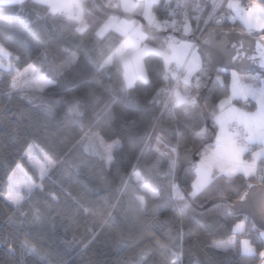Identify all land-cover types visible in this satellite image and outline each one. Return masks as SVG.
I'll return each mask as SVG.
<instances>
[{
  "label": "snow or ice",
  "instance_id": "snow-or-ice-1",
  "mask_svg": "<svg viewBox=\"0 0 264 264\" xmlns=\"http://www.w3.org/2000/svg\"><path fill=\"white\" fill-rule=\"evenodd\" d=\"M165 3L161 11L160 0H0V8L18 7L22 13L29 12L30 23L43 25L41 39L48 45L58 44L49 36L58 33L59 23L68 24L73 37L91 33L99 47L86 46L88 64L97 73L109 74L110 81V74L115 73V81L103 86V100L92 93L95 105L89 96L54 99L50 91L61 85L60 78L80 56L64 47L60 49L61 63L57 64L55 57L48 61L47 51L32 60L31 41L7 24L0 25V96L9 101H39L45 116L63 105L66 119L73 127L80 125L75 143L86 158L70 159L68 153L46 150L36 140L27 139V129L8 127L6 136L24 147L14 166L5 165L0 199L11 208L12 217L20 218L21 226L28 225L19 241L22 257H39L41 264H68L52 251L56 228L48 224L49 210L60 197L46 182L60 173L64 191V183L84 174L87 158H95L102 169H112L127 135L139 148L137 161L146 155L155 158L151 167L131 166L117 188L115 203L101 198L98 210L106 221L116 220L114 213L122 198L138 220L150 205L156 209L162 202H173L183 212L181 202L186 198L201 201L207 194H219L222 199L215 208L232 219L228 234L212 238L209 247L264 264V79L247 74L249 62L264 68V0L247 5L241 0ZM136 17H142L144 23ZM227 20L240 23L241 31L251 38L247 47L243 39L232 42L226 36ZM209 24L214 27L208 28ZM253 44L254 50L249 52ZM46 63L53 67L45 68ZM100 86L96 81L95 87ZM72 87L71 81L63 84L65 93H71ZM250 99L256 104L254 112L236 106ZM116 103L134 108L139 117L126 119L117 127L113 116ZM90 111L95 120L85 125ZM138 123L146 125L142 135L133 131ZM165 123L173 126L171 131L163 127ZM209 136L214 139L209 141ZM182 148L186 156L198 154L187 168L182 167ZM180 171L184 172L185 190L180 186ZM84 189L87 194L96 191L87 185ZM233 195L236 199L228 203ZM72 199L83 207L81 198ZM125 220L128 227H136L127 215ZM253 233L255 240L250 238ZM178 235L183 240L185 233L181 229ZM120 239L124 241V237ZM157 244L171 255L170 264H184L182 251H176V238ZM152 251L142 249L130 264H149ZM9 252L14 253L15 248L9 245Z\"/></svg>",
  "mask_w": 264,
  "mask_h": 264
},
{
  "label": "trees",
  "instance_id": "trees-1",
  "mask_svg": "<svg viewBox=\"0 0 264 264\" xmlns=\"http://www.w3.org/2000/svg\"><path fill=\"white\" fill-rule=\"evenodd\" d=\"M158 7L163 11L166 7L165 0H160ZM28 15L29 12L22 13L18 7L7 10L0 8V25L7 24L12 31L31 41L29 55L32 60H36L41 53L47 51L48 61H52L55 57L56 63H61L64 58L60 54V49L64 47L71 48L80 56V61L65 71L63 77L60 78L61 85L53 88L49 95L54 99H59L60 96L70 99L71 95L92 97V93L95 92V95L103 100L105 98L103 86L115 81V73L110 74L112 76V81H110L109 74L97 73L88 64L85 56L88 50L86 46L99 47L91 33L82 38L73 37L71 27L66 23H59L58 33L64 35L60 36L58 33L55 36L50 35L49 39L58 41V44L48 45L41 39L44 26L30 23ZM157 16L160 18V11L157 12ZM224 26L241 28L239 22L230 24L225 21ZM44 67L51 68L53 65L46 63ZM67 81H71L74 85L71 93H65L63 90V84ZM96 81H100V87H95ZM92 102L95 105L94 97H92ZM0 110H2L0 111V182L6 179L5 165L14 166V162L22 155L24 147L22 142H13L6 136L5 133L9 126L15 127L18 131L27 129L29 133L27 139L36 140L46 150H54L59 154L68 153L70 159H86L82 155L80 146L75 143L78 139L77 132L80 125L76 124L73 127L66 119L63 105L57 106L51 116H45L43 110L39 108V101L29 103L28 100L21 98H12L9 101L7 97L0 96ZM139 115L140 113L134 108L125 107L119 103L113 106L114 122L117 127L126 119H137ZM94 120L95 117L90 111L84 123L87 125ZM45 125L47 126L46 131L44 130ZM145 127L146 125L138 123L133 131L142 135ZM163 127L171 131L173 126L165 123ZM207 139L211 141L214 137L209 136ZM123 140L125 148L118 156L117 165L112 169H102L95 158H87L88 167L85 168L84 174L64 183V191L60 186V173L55 174L52 180L46 182L47 188L56 192L60 197L59 202L49 210L48 224H55L56 228L54 242H52L54 253L62 255L68 264H130L138 252L151 248L153 251L149 264H170L171 255L162 252L157 241L167 243L169 238L173 237L176 238V251L183 253L184 264H197V261L199 264H260L259 259L246 260L237 253H224L209 247L212 238L228 234L232 218L221 214L215 208V204L203 210L198 207L219 197V194H207L201 201L193 200V203L186 198L184 202H181L184 205L183 212H180L173 202H162L156 209L150 205L149 210L138 220L135 219L134 213L128 211L126 198H122L121 204L114 213L116 220L106 221L104 214L98 210L101 198L115 203L119 195L117 188L121 180L127 178L131 166L138 165L141 168H148L155 158L154 155H146L137 161L139 148L129 140L127 135L123 136ZM188 147L191 148V145ZM180 151L182 153L183 148ZM237 182L242 183L243 181ZM84 185L94 187L96 191L87 194ZM161 186L163 188L165 183L162 182ZM183 186L187 189L185 183ZM68 193H71V196ZM72 197L81 198L83 207L76 204ZM231 199H236V197L233 195ZM85 209L90 211H85ZM126 215L136 224L135 228L127 226ZM10 217H12L11 208L0 199V264H41L39 257L21 256L19 241L22 239V231H28V225L21 226L19 217L11 219ZM181 229L185 233L183 240L178 235ZM190 232L192 234L188 235ZM121 237H124L123 242H121ZM250 238L255 240V234L253 233ZM9 245L15 248L14 253L9 252Z\"/></svg>",
  "mask_w": 264,
  "mask_h": 264
},
{
  "label": "water",
  "instance_id": "water-1",
  "mask_svg": "<svg viewBox=\"0 0 264 264\" xmlns=\"http://www.w3.org/2000/svg\"><path fill=\"white\" fill-rule=\"evenodd\" d=\"M101 11H104V9L100 8ZM137 20H139L141 23H144L143 21V18L142 17H136ZM214 27V25H211L209 28H212ZM225 31H226V36L232 40V42H236L237 40H240V39H243L244 42H245V46L247 47L248 45V42L251 38L247 37L246 33L242 32L241 31V28H238V27H225ZM230 30V31H229ZM254 50V44H253V47L252 49H249V52H252ZM248 73L247 74H250V73H258V74H261V75H264V68H261L259 63H251L249 62L248 64ZM211 125V120L209 119L208 120V126L210 127ZM198 159V154H189V155H185L184 151L181 153V162H182V167L183 168H186L187 166H189V163L190 162H195V160ZM183 171H180L179 172V176L181 177V180H180V186H181V189L182 190H185L184 186H183ZM190 202L193 203V200H191V198H188ZM222 199L221 196L219 197H215L213 199H211L208 203H206L204 206H199L198 208L199 209H206L214 204H216L217 202H219L220 200ZM235 199H230L228 201V203H231L232 201H234ZM257 227L259 228L260 227V223L259 221H257ZM262 231H264V228H261Z\"/></svg>",
  "mask_w": 264,
  "mask_h": 264
},
{
  "label": "crops",
  "instance_id": "crops-1",
  "mask_svg": "<svg viewBox=\"0 0 264 264\" xmlns=\"http://www.w3.org/2000/svg\"><path fill=\"white\" fill-rule=\"evenodd\" d=\"M250 1L252 3V0H250ZM256 2H259V0H256ZM248 75L257 77L258 79H264V75H261V74H258V73H250ZM236 106L243 108V110L247 111V112H254L256 110L255 101H253L251 99L246 104L243 101H241V102L237 103Z\"/></svg>",
  "mask_w": 264,
  "mask_h": 264
},
{
  "label": "built area",
  "instance_id": "built-area-1",
  "mask_svg": "<svg viewBox=\"0 0 264 264\" xmlns=\"http://www.w3.org/2000/svg\"><path fill=\"white\" fill-rule=\"evenodd\" d=\"M247 4H250V1H249V0H246V1H245V5H247ZM221 11H223V10H221ZM227 21H229V23H231V24H234V22L231 21V20H227ZM203 27H205L204 24H203ZM203 27H202V28H203Z\"/></svg>",
  "mask_w": 264,
  "mask_h": 264
},
{
  "label": "rangeland",
  "instance_id": "rangeland-1",
  "mask_svg": "<svg viewBox=\"0 0 264 264\" xmlns=\"http://www.w3.org/2000/svg\"><path fill=\"white\" fill-rule=\"evenodd\" d=\"M241 3H243L244 4V1L243 0H241ZM258 3V2H257ZM198 35V34H197ZM151 167V166H150Z\"/></svg>",
  "mask_w": 264,
  "mask_h": 264
}]
</instances>
